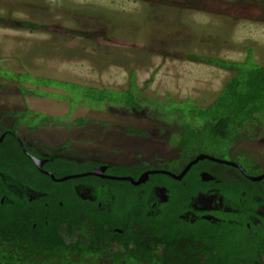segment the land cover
<instances>
[{"label":"rangeland","instance_id":"374dc122","mask_svg":"<svg viewBox=\"0 0 264 264\" xmlns=\"http://www.w3.org/2000/svg\"><path fill=\"white\" fill-rule=\"evenodd\" d=\"M179 25L187 36L176 35ZM249 52L264 65V0H0V123H14L20 112L31 126L42 120L35 136L54 145L69 137L74 151L79 137L94 145L84 150L114 157L122 137L121 143L141 141L146 162L171 157L167 138L178 127L150 102H84L67 84L51 89L56 95L24 92L15 76L115 91L130 90L134 80L138 101L170 97L208 106L233 72L193 56L243 62ZM258 138L247 147L260 157L264 130ZM128 144L122 157L133 155Z\"/></svg>","mask_w":264,"mask_h":264},{"label":"flooded vegetation","instance_id":"af4514ba","mask_svg":"<svg viewBox=\"0 0 264 264\" xmlns=\"http://www.w3.org/2000/svg\"><path fill=\"white\" fill-rule=\"evenodd\" d=\"M180 26L172 29L178 32L176 35L187 36ZM41 122L31 126L30 121L20 118L8 126L0 123L1 205L13 207L27 201L47 225L68 204L76 211L78 221H86L89 215L109 231L116 225L115 231L122 236L134 235L140 225L162 220L163 216L171 217L196 245L209 240L212 244L231 241L239 249L237 254L243 253L236 264H264V156L258 157L252 147H247L257 139H241L226 153L197 152L188 156L174 145L177 136L170 134L168 148L175 153L171 157L153 156V161L146 162L141 141L121 143L120 137L116 142L123 147L114 157H103L98 149L84 150L94 145L86 144L87 140L80 143L79 137L74 140L75 151L68 145L69 137L60 145H54L50 137L41 140L33 130ZM21 126L26 128L22 131ZM125 144L132 149L130 158L121 155ZM199 156L206 157L185 172ZM152 171L156 173L145 178ZM167 213L170 216H165ZM57 224L61 237L69 243L64 235H68L64 232L67 224ZM81 229L80 225L75 228L74 239L87 242ZM117 237L94 239L96 245L108 244V251L114 252L125 248Z\"/></svg>","mask_w":264,"mask_h":264},{"label":"trees","instance_id":"16d2710c","mask_svg":"<svg viewBox=\"0 0 264 264\" xmlns=\"http://www.w3.org/2000/svg\"><path fill=\"white\" fill-rule=\"evenodd\" d=\"M24 25L38 24L24 22ZM193 57L233 72L208 106H200L190 99L176 100L170 97L156 100V103L146 99L138 101L134 80L127 91L98 89L28 73L16 75L14 80L21 83V91L47 96L57 94L51 91L53 88L72 85L71 88L80 91L79 96L85 99L84 102L122 103L137 108L140 103L150 102L158 110L174 117L178 131L174 134L177 137L174 136L173 143L181 148L182 155L217 151L226 153L241 139H258L264 130V65L254 60L252 52L243 62ZM138 95L143 96L142 92ZM19 113L20 118H26ZM9 207L0 204V264H236L237 257L243 255L241 252L237 254L239 249L236 250L231 241H214L212 244L209 240L204 241L202 246L196 245L188 240L185 229L176 227L171 217L163 216L162 220L140 225L134 235L127 233L122 236L115 231L116 225L109 231L89 215L87 222L78 221L76 211L68 204L58 214H61L60 218L54 215L47 225L43 223L41 215H35L27 201ZM58 222L67 224L64 232L68 235H64L70 239L69 243L61 237ZM79 225L82 227L81 235L86 237L87 242L74 239L73 232ZM87 225H92L94 229ZM95 236L101 241L105 236H119L117 241L125 248L109 252L108 244L96 245ZM122 242L126 243L122 245ZM241 262L244 261L238 263Z\"/></svg>","mask_w":264,"mask_h":264},{"label":"water","instance_id":"95a60500","mask_svg":"<svg viewBox=\"0 0 264 264\" xmlns=\"http://www.w3.org/2000/svg\"><path fill=\"white\" fill-rule=\"evenodd\" d=\"M206 156H199L198 158H196L193 162H191L189 165H188V167L186 168V170H185V172L193 165V164H195L198 160H202L203 158H205ZM150 173H156L155 171H152V172H149L148 174H145V178H147L148 177V175L150 174ZM117 179H119V178H117ZM122 179H124V178H122ZM143 179H141L139 182H137V183H140L141 181H142Z\"/></svg>","mask_w":264,"mask_h":264}]
</instances>
